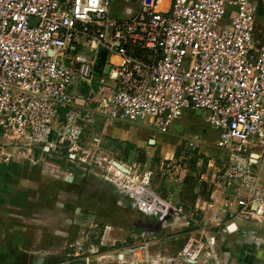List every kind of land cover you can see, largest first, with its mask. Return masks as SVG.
I'll list each match as a JSON object with an SVG mask.
<instances>
[{
  "label": "built area",
  "instance_id": "1",
  "mask_svg": "<svg viewBox=\"0 0 264 264\" xmlns=\"http://www.w3.org/2000/svg\"><path fill=\"white\" fill-rule=\"evenodd\" d=\"M262 18L264 0H0V166L50 150L84 161L91 151L81 147L83 129L96 119L165 135L195 110L216 133L220 157L208 165L221 161L223 176L235 180L210 204L223 215L251 214L264 204ZM196 146L195 136L184 142ZM121 187L142 214L163 220L172 209L149 186ZM207 248L190 236L163 260L206 264ZM143 249V261H161Z\"/></svg>",
  "mask_w": 264,
  "mask_h": 264
},
{
  "label": "rangeland",
  "instance_id": "2",
  "mask_svg": "<svg viewBox=\"0 0 264 264\" xmlns=\"http://www.w3.org/2000/svg\"><path fill=\"white\" fill-rule=\"evenodd\" d=\"M261 20L264 23V18ZM260 29L264 33V27ZM104 122L96 119L91 132L83 129L81 147L91 151L88 156L83 155L84 161L72 162L50 150L42 159L37 156L17 169L22 177L36 182L39 178L46 180L45 186L49 188L57 189L51 182L73 186V189H66V196H72L80 208L95 215V223L91 222L85 231L87 245L80 243L79 249L75 246L74 254L78 256L73 264H93L99 256H106L107 264H173L163 259L175 256L190 236L202 238L208 245L202 252L206 264H217L212 261L217 256L221 258L220 264H233V255L220 256L217 249L234 244L250 245L247 233L250 221L252 246L257 244L258 230L259 246H264V204L254 206L251 214L233 212V220L229 218L228 225L233 222L244 231L240 244L224 238V235H231L233 229L226 230L225 224L217 223L220 207L210 204L209 199L212 192L223 199L225 193L221 186H229L226 183L235 180L223 176L224 171L219 167L221 161L208 165L211 158L220 157L214 147L216 133L198 111L187 110L177 126L165 135L138 124ZM130 128L138 131L136 143L129 140L134 139V131H131L133 138L127 136ZM93 136L100 137L99 142L93 141ZM192 136L197 141L194 151L184 147L185 140ZM150 139H155L156 143L149 144ZM117 165H123L126 171L113 176L110 169L120 170ZM238 184L237 180L233 182V186H240ZM258 184L264 187V169ZM121 186H149V192L169 201L172 209L163 220L142 214L134 207L130 192ZM145 245L152 255L161 259L160 262L143 261ZM161 247L164 248L162 252ZM92 249L97 250L95 256L85 257L87 250ZM132 249L138 250L135 259L134 253H130ZM119 252L125 253V260H119ZM248 257L242 254L241 264H248ZM257 263L264 264V260L259 259Z\"/></svg>",
  "mask_w": 264,
  "mask_h": 264
},
{
  "label": "crops",
  "instance_id": "3",
  "mask_svg": "<svg viewBox=\"0 0 264 264\" xmlns=\"http://www.w3.org/2000/svg\"><path fill=\"white\" fill-rule=\"evenodd\" d=\"M135 133L134 139L129 138L132 143L139 140L138 131ZM42 155L35 153L29 160L21 161V164L0 166V264H59L67 254L76 252V243H88L84 237L85 231L91 222L95 223L96 217L80 208L72 196H66L67 190L73 189V186H58L57 182H51L57 185V189L49 188L45 186L48 182L42 178L36 182L17 174L18 168L37 156L42 159ZM110 173L118 176L120 172L113 169ZM233 212L221 214L217 223L225 224L226 230L229 229L231 224L234 225L233 222L230 225L227 223L229 218L233 220ZM247 233L250 245L234 244L218 248L220 256L233 255V264H241L242 254L249 256L248 264L264 260V246H259L258 242L259 230L257 244L252 246V221L248 223ZM242 235L244 237V231L235 224L233 233L224 235V238L240 244ZM163 249L161 247L160 252ZM220 260L217 256L212 261L220 264Z\"/></svg>",
  "mask_w": 264,
  "mask_h": 264
},
{
  "label": "water",
  "instance_id": "4",
  "mask_svg": "<svg viewBox=\"0 0 264 264\" xmlns=\"http://www.w3.org/2000/svg\"><path fill=\"white\" fill-rule=\"evenodd\" d=\"M99 61H100V65L103 63V59H102V57H100L99 58ZM108 70V68H106V71ZM150 144H153L154 143V141H152V140H150V142H149ZM117 168H119L120 170H122V171H126L124 168H123V166L122 165H117ZM230 228H232V229H234V225L233 224H231L230 226H229V229Z\"/></svg>",
  "mask_w": 264,
  "mask_h": 264
},
{
  "label": "bare ground",
  "instance_id": "5",
  "mask_svg": "<svg viewBox=\"0 0 264 264\" xmlns=\"http://www.w3.org/2000/svg\"><path fill=\"white\" fill-rule=\"evenodd\" d=\"M117 131H118V130H117ZM131 131H134V132H135V130H134V129L132 130V129L130 128V130H129V133L127 134V136H130V137H132V138H133V135L131 134ZM152 141H154V140H152ZM113 169H114V168H113V167H111L110 171H111V170H113ZM115 170H116V169H115Z\"/></svg>",
  "mask_w": 264,
  "mask_h": 264
}]
</instances>
